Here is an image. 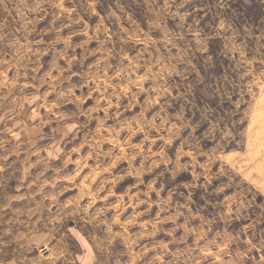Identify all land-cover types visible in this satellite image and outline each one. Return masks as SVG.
I'll use <instances>...</instances> for the list:
<instances>
[{
    "label": "rangeland",
    "instance_id": "374dc122",
    "mask_svg": "<svg viewBox=\"0 0 264 264\" xmlns=\"http://www.w3.org/2000/svg\"><path fill=\"white\" fill-rule=\"evenodd\" d=\"M12 134L49 264H264V0H0Z\"/></svg>",
    "mask_w": 264,
    "mask_h": 264
},
{
    "label": "crops",
    "instance_id": "0c3cea01",
    "mask_svg": "<svg viewBox=\"0 0 264 264\" xmlns=\"http://www.w3.org/2000/svg\"><path fill=\"white\" fill-rule=\"evenodd\" d=\"M6 140V150L0 145V264H49L54 245L46 256L39 249L55 242V224L63 219L54 216L57 186L46 170L39 171V151L45 147L39 139L16 134ZM39 175L44 176L42 183Z\"/></svg>",
    "mask_w": 264,
    "mask_h": 264
},
{
    "label": "built area",
    "instance_id": "2783aa9c",
    "mask_svg": "<svg viewBox=\"0 0 264 264\" xmlns=\"http://www.w3.org/2000/svg\"><path fill=\"white\" fill-rule=\"evenodd\" d=\"M40 251L45 253V252L48 251V247L47 246H43V247L40 248Z\"/></svg>",
    "mask_w": 264,
    "mask_h": 264
}]
</instances>
